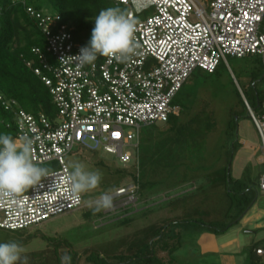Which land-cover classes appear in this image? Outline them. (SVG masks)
I'll list each match as a JSON object with an SVG mask.
<instances>
[{
  "label": "built area",
  "instance_id": "built-area-1",
  "mask_svg": "<svg viewBox=\"0 0 264 264\" xmlns=\"http://www.w3.org/2000/svg\"><path fill=\"white\" fill-rule=\"evenodd\" d=\"M108 1L125 8L136 23V52L125 62L98 56L92 65H79L73 57L87 44L75 39L62 17L26 8L45 40L44 51L32 48L35 60L26 67L48 89L57 116L33 115L0 97L13 115L12 124L0 116V126L11 127L13 139L30 137L33 163L53 170L14 199L0 194L1 230H26L85 209L82 194L79 205L73 202L64 157L76 148L101 149L130 163L133 156L125 148L138 149L143 127L166 124L178 113L173 100L194 71L212 74L229 57L264 60V0ZM244 103L261 140L264 165V115L256 118ZM138 189L137 181L118 188L113 205L136 206ZM259 189L264 195V173ZM255 252L264 257V249Z\"/></svg>",
  "mask_w": 264,
  "mask_h": 264
},
{
  "label": "rangeland",
  "instance_id": "rangeland-1",
  "mask_svg": "<svg viewBox=\"0 0 264 264\" xmlns=\"http://www.w3.org/2000/svg\"><path fill=\"white\" fill-rule=\"evenodd\" d=\"M257 57H229L227 65L221 63L211 77L196 71L197 83L194 78L189 80L173 100L179 121L184 119L186 106L194 109L199 100L210 102L216 122L209 131L196 125L179 143L171 140V129L165 123L143 127L138 149L125 148L133 156L128 164L101 149H74L64 157L70 172L72 165L80 163L102 177L96 189L81 193L87 207L23 231L0 229V243L16 242L22 247L18 264L25 258L26 264H61L65 254L71 256V264H147L140 258L149 254L153 259L148 264H264V257L249 253L250 248L264 249L263 193L258 191V198L238 223L231 222L237 202L234 193L240 192L236 180L255 189L264 172L259 134L245 117L235 132L242 148L233 160L231 177L225 180V171L230 170L225 146L230 113L241 109L233 74L248 87L251 72L258 67ZM38 167L46 173L53 170L50 165ZM133 175L140 186L136 206L122 210V201H118L112 211L102 209L96 215L95 202L101 194L112 195L118 186L131 184ZM209 227L226 230L214 233ZM162 229L167 230L165 237L176 236L175 232L177 238L160 254L163 240H157Z\"/></svg>",
  "mask_w": 264,
  "mask_h": 264
},
{
  "label": "trees",
  "instance_id": "trees-1",
  "mask_svg": "<svg viewBox=\"0 0 264 264\" xmlns=\"http://www.w3.org/2000/svg\"><path fill=\"white\" fill-rule=\"evenodd\" d=\"M28 7H33L38 12L45 14H59L62 17L63 23L73 29L75 39L82 44L88 43L92 28L94 27V19L100 10L107 7H119L125 11L126 9L121 6H116L113 2L108 0H26L24 4L14 3L12 0H0V97L7 100H15L23 110L30 114H43L50 119H54L57 116V108L53 104L48 89L37 76L26 67L27 61L35 60V56L31 52L32 48L39 47L43 51L45 49V40L42 37L37 23L31 20L26 12V8ZM257 58H259L257 60L258 67L251 72L248 87L243 86L239 79L233 74L241 91L240 92L237 86H235L234 91L238 101L237 105L241 109L239 112L232 110L230 113L231 119L229 120L227 132L228 139L225 142V146L228 149L227 154L230 170L228 171V169H226L225 171L226 181L231 177L233 160L242 148V145L235 139V132L239 120L245 117L253 123L244 103V99L256 118H260L264 115V60L259 56ZM220 65L218 67H220ZM217 70L218 68L212 74L199 69L196 71L202 72L204 76L211 77L217 73ZM196 71L188 78L178 95L184 91L183 88L189 80L194 78L195 83H197L198 79L197 76H195ZM198 102L199 106L197 108L192 109L189 106L184 108L187 110L185 111V116L182 121L178 120V113L169 118L166 124L172 132V136L170 135L171 140L174 138L173 141L183 143L185 138L190 136V130L196 125H204L205 131H209L210 128L215 126L216 121L214 119V111L211 103L204 100H199ZM0 116L5 119L7 123H13L12 113L6 112L1 104ZM177 122L183 123L177 124ZM232 125L234 127H232ZM0 133L9 134L14 138L13 129L6 125L0 126ZM263 173L258 176L257 188L255 189H252L249 185L243 186L236 180L235 184H239V186L237 185V189L240 192L234 193L237 197V202L236 211L234 215L231 216L232 223H238L239 218L250 209L249 207L253 204L258 191H260L259 182ZM137 179V176H132L133 182H136ZM228 182H230V185L232 184L231 180ZM120 187L121 186H118L116 190ZM138 187V192H140L139 183ZM229 189L233 192L231 188ZM100 214L101 212H97L96 215ZM209 228L216 233H222L226 230V227L221 230L212 227ZM162 230L163 235L160 236L157 241L163 240V244L160 246L159 250L166 252V248H168L167 243L177 238V233L174 232L176 236L169 235L165 237L167 230ZM257 249L261 248L255 247L249 249L250 257L259 258L255 252ZM140 259L148 264L153 258L149 254ZM120 264H130V262L126 261Z\"/></svg>",
  "mask_w": 264,
  "mask_h": 264
},
{
  "label": "clouds",
  "instance_id": "clouds-1",
  "mask_svg": "<svg viewBox=\"0 0 264 264\" xmlns=\"http://www.w3.org/2000/svg\"><path fill=\"white\" fill-rule=\"evenodd\" d=\"M136 23L125 10L107 7L99 11L94 19L90 39L86 46L73 57L81 65H92L100 57L127 61L136 52ZM32 139L27 135L18 140L9 134L0 133V194L14 199L37 185L46 175V169L38 167L31 158ZM99 172H89L84 165L76 163L67 177L69 192L76 205L81 193L94 190L101 182ZM94 212L113 206L108 193L101 194L95 202ZM23 249L16 242L0 243V264H18ZM70 255L61 257V264H71ZM26 264V258L23 262Z\"/></svg>",
  "mask_w": 264,
  "mask_h": 264
},
{
  "label": "crops",
  "instance_id": "crops-1",
  "mask_svg": "<svg viewBox=\"0 0 264 264\" xmlns=\"http://www.w3.org/2000/svg\"><path fill=\"white\" fill-rule=\"evenodd\" d=\"M242 142H244V140H242ZM244 143H245V142H244ZM261 159H262V157H261ZM260 162H261V161H260ZM261 163H262V162H261ZM256 198H258V195H256L254 202L256 201ZM254 202H253V204H254ZM253 204H252V205H253ZM252 205H251V206H252ZM249 208L251 209V207H249ZM213 232H214V231H213ZM214 233H216V232H214ZM219 246L223 248V246H225V245H223V243L220 242V245H219ZM159 253L162 254V253H165V252H163V251L160 250ZM258 257L260 258L261 256H258Z\"/></svg>",
  "mask_w": 264,
  "mask_h": 264
},
{
  "label": "water",
  "instance_id": "water-1",
  "mask_svg": "<svg viewBox=\"0 0 264 264\" xmlns=\"http://www.w3.org/2000/svg\"><path fill=\"white\" fill-rule=\"evenodd\" d=\"M234 82H235V84H236L237 88L239 89V87H238V85H237V82H236V80H235ZM239 91H240V89H239ZM240 92H241V91H240ZM249 115H250V113H249ZM245 213H246V212H245ZM245 213H244V214H245ZM244 214H243V216H244ZM243 216H242V217H243Z\"/></svg>",
  "mask_w": 264,
  "mask_h": 264
}]
</instances>
